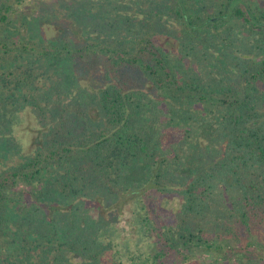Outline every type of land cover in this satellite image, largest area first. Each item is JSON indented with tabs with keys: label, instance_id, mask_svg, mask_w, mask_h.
I'll list each match as a JSON object with an SVG mask.
<instances>
[{
	"label": "trees",
	"instance_id": "16d2710c",
	"mask_svg": "<svg viewBox=\"0 0 264 264\" xmlns=\"http://www.w3.org/2000/svg\"><path fill=\"white\" fill-rule=\"evenodd\" d=\"M29 1L0 2V157L40 122L0 170V264H264V0H110L119 25L81 44L25 34ZM200 50L235 78L188 79Z\"/></svg>",
	"mask_w": 264,
	"mask_h": 264
},
{
	"label": "rangeland",
	"instance_id": "374dc122",
	"mask_svg": "<svg viewBox=\"0 0 264 264\" xmlns=\"http://www.w3.org/2000/svg\"><path fill=\"white\" fill-rule=\"evenodd\" d=\"M119 1H121L122 7L125 5L129 6L130 11H127L126 14L128 13L132 17L135 16L140 18L137 10H141L140 8L142 7L139 6L138 0ZM109 2L110 0H31L18 10V15L20 17L21 27L24 28V33L29 36H34L36 40L59 41L69 33L73 38L74 44H81L90 37L101 41L106 38L109 32H114L117 25H119L118 19L116 20L114 17L120 13L112 10L113 8L108 5ZM121 32L126 35L129 34L128 31L124 32L123 29ZM161 42L169 53L180 52L181 44L174 39L162 38ZM238 49L240 50L242 47ZM246 51L244 49V52ZM221 52L222 50L218 52L214 51V59L218 60L220 64L224 63L229 67L231 58L226 60ZM246 53L250 54V52ZM205 58L201 50L198 52H191V56H188L187 60L184 62L182 73L185 74L188 79L209 82L224 83L235 78L234 75L226 74L217 66L214 67L211 62ZM221 61H223V63ZM83 69L87 70L88 74L94 72L92 68L83 67ZM94 74L96 77L98 76V73ZM92 78L93 77L90 75H87L84 77L85 81L82 82L83 87L85 85L90 91H92L93 86H95L92 84ZM228 78H230V80H228ZM96 84H98V82ZM16 133L19 136L17 137L18 139H16H20L19 141L23 146V151L18 153L12 152L7 155L2 154L0 157L1 171L24 162V160L36 149L35 139L39 137L40 122L29 109L17 126ZM16 141L12 144H15ZM201 147L203 148L204 146L202 145ZM129 173V178L132 180L138 181L142 176L141 169L133 170ZM84 209H88V205H86ZM128 217L129 213L126 212L125 217L120 218L119 225L125 226V220ZM201 261L203 264H208L209 262L206 257H202ZM73 262L78 264L80 260L73 259Z\"/></svg>",
	"mask_w": 264,
	"mask_h": 264
}]
</instances>
